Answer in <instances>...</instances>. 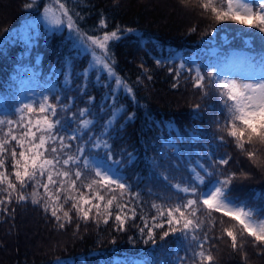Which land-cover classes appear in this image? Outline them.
<instances>
[{"label": "trees", "instance_id": "obj_1", "mask_svg": "<svg viewBox=\"0 0 264 264\" xmlns=\"http://www.w3.org/2000/svg\"><path fill=\"white\" fill-rule=\"evenodd\" d=\"M31 2L0 0V119L17 118V109L25 104L21 82L32 74L40 86L55 88L49 99L57 103L56 118L67 133L78 127L82 119L79 110L90 109L86 118L94 121V127L84 134V140L105 131L115 98V106L123 107L124 117L110 130L112 158L108 159L103 150L93 151L92 155L109 165L120 161L114 166L130 186L131 196L126 194L125 200L131 201L129 207L135 208L136 215L126 220L121 231L114 219L115 208L107 224L97 223L94 218L85 223L77 220L73 212L72 222L58 229L50 212L31 203L29 185L24 190L29 196L27 201L17 202L14 195L10 204L0 205V209H7L0 210V264H193L196 241L185 240L180 233L161 240L165 226L155 229L153 244L140 231L144 228L147 232L145 221L149 227L153 223L152 217L157 215L154 203L170 204L177 202L178 196L184 197L163 176H170L172 184L190 181L189 165L205 175L199 167L205 164L217 174L212 180L235 173L233 195L249 207L264 208V168L254 166L231 138L218 131L219 123L227 116L219 96L214 91L204 96L191 83L196 67L207 76L214 67H221L222 59L231 50H247L255 61H260L264 57V33L231 21L216 23L203 14L197 0H61L86 35L101 37L119 30L118 39L108 43V49L114 57L112 65L131 87L133 96L116 91L114 79L90 67L91 56L76 45L67 29L51 31L38 23L22 32L24 21L45 5V0H34L31 8L26 7ZM101 20L106 27L100 26ZM181 63L185 65L183 69ZM176 83L179 86L173 87ZM65 104H69V110L61 111ZM132 113L134 118L128 120ZM221 135L227 143L221 144ZM81 142H70L71 151ZM169 142L177 146L179 156L164 149L168 156L164 159L161 151ZM257 148L264 159V146ZM210 156H230L231 160L227 166L212 167ZM6 167L10 173V157ZM205 181L199 186L201 190L208 186L207 175ZM5 195L0 193V199ZM213 215L217 224L208 233L205 245L215 258L213 264H264V246L254 247L251 237L246 236L243 249L235 251L227 236L222 240L214 238L221 235V226L220 214ZM207 230L206 224L204 231ZM199 236L202 242L203 231Z\"/></svg>", "mask_w": 264, "mask_h": 264}, {"label": "snow or ice", "instance_id": "obj_2", "mask_svg": "<svg viewBox=\"0 0 264 264\" xmlns=\"http://www.w3.org/2000/svg\"><path fill=\"white\" fill-rule=\"evenodd\" d=\"M182 2L190 3L191 0ZM33 3L34 0L26 7L31 8ZM57 3L60 14H55L48 7L44 9L45 18H50L53 25L59 26L63 23L61 17H66L69 31L75 32L81 43L87 44L91 49L93 60L90 67L101 66L110 77L115 78L118 88H123L126 93L134 96L131 87L116 76L112 68L115 61L109 53L108 42L118 39L119 30L105 33L102 37L86 36L76 26L65 3L61 0H57ZM197 6L216 23L231 21L264 33V0H197ZM100 26L106 27L103 20ZM97 49L100 50L99 55ZM250 61L251 58L234 60L237 67L231 74L226 73L224 68L214 67L206 76L196 67L191 83L204 96L209 91H214L219 96L222 112H226L227 116L219 123L218 131L231 138L235 147L254 166L264 168V159H261L260 150L257 148V145L264 146V57L258 61L261 70H241L240 66L245 63L251 67ZM184 67L181 63L180 68ZM87 71L85 69V76ZM191 71L190 68L189 72ZM179 76L180 72L177 71V81ZM178 86V83L173 84V87ZM60 110L68 111L69 104L62 105ZM17 113L16 119H0V193L6 194L0 199V205L10 204L14 195L17 202L27 201L29 196L24 194V190L31 185V203L40 205L45 213L50 212L58 229H64L66 224L72 222L73 212L77 220L85 223L94 218L97 223L107 224L113 217L115 208L114 219L118 222L119 230H124L126 220L135 218L136 210L129 207L130 200H125V195L131 196V193L130 186L124 182L114 166L119 165L120 161L114 160L112 165L102 164L92 155L93 151L103 150L108 159L112 158L110 130L124 117V109L122 106H115V98L111 115L104 125L105 131L95 137L88 135L87 140H84V134L94 127V121L86 118L90 115L89 108L79 110V117L82 119L78 120V127L70 134L56 118L57 103H52L48 96H42L38 104H23L17 109ZM134 115L128 114L127 119L132 120ZM218 139L221 144L227 143L224 135ZM75 141L82 142L76 145L75 151H71L73 144L70 142ZM164 149L176 152L179 156L174 143L169 142L162 148L161 156L167 159V151ZM9 157L12 168L10 173L6 167V159ZM128 157L131 162L130 153ZM210 159L212 167L227 166L231 157L213 159L210 156ZM153 163L156 164V161ZM188 167L192 173L190 181L172 184L170 176H163L164 181L171 184L177 193H183L184 197L178 196L175 203H154L152 207L156 209L157 215L152 217L153 223L150 227L145 221L147 232L141 228V234L155 244V229H164L167 226L161 240L180 233L183 239L197 242L198 250L193 252V264H213L215 258L205 245L209 240L208 233L217 224V217L213 214L219 213L221 235L214 238L222 240L227 236L234 251L237 248L243 249L246 236L252 238L254 247L264 246V208L249 207L245 201L233 195L232 184L237 179L236 174L224 175L223 179L217 176L212 180L217 174L200 163L199 167L209 178L207 188L201 190L199 186L206 183L205 175H201L191 165ZM241 176L248 178L244 173ZM135 198H139L138 193ZM66 205L69 207L66 208ZM0 210L7 211L6 208ZM225 217L228 218L227 221ZM206 224L208 230L204 231ZM201 231L202 242L199 236Z\"/></svg>", "mask_w": 264, "mask_h": 264}, {"label": "rangeland", "instance_id": "obj_3", "mask_svg": "<svg viewBox=\"0 0 264 264\" xmlns=\"http://www.w3.org/2000/svg\"><path fill=\"white\" fill-rule=\"evenodd\" d=\"M48 7H51L55 14H57V15L60 14L59 13V4L57 3V0H45L44 7H42V9L39 12L32 14V16H30L29 18H27L24 21V24H22L20 27L21 31L26 33L29 25L34 26L38 23L43 24L44 27L48 28L51 31L61 32V31H64L65 29H67L69 35L71 37L75 38L76 45H78L82 49L83 52L88 53L93 60V57L91 54V49L88 48L87 44L81 43V41H80L79 37L76 35V33L70 32L69 29L67 28V18L66 17H61L63 20V23L59 26L53 25L51 23L50 18L49 19L45 18L44 9L48 8ZM49 15L51 16V14H49ZM112 40H110L108 43H110ZM215 50H216L215 48L212 49L213 52H215ZM96 52H97V55L100 54L99 49H97ZM241 58L247 59V58H252V57L248 52H245L242 49L241 50L240 49L231 50L229 53H227V57L223 60L222 66L220 68H224L226 73L231 74L232 70L237 67V65L235 63H233V61L236 59H241ZM250 63L252 65L251 67H249L248 63L241 65L240 66L241 70L252 71V72L261 70L260 64L255 63L252 59H251ZM95 67H97L101 71L107 73V71L104 70L101 66L97 65ZM112 68H113L114 72L116 73V76L119 77V75L117 74L113 65H112ZM107 75H108V73H107ZM109 78L115 80L114 77L109 76ZM233 78H236V77L233 76ZM114 88L116 91L122 90L125 92V90L123 88H118L116 84H115ZM54 90H55L54 87H42V86H40L37 78L33 74L29 75L28 77L23 79V81L21 82V98L25 101V103H37L38 104V102L41 100L42 96L50 97L51 92H54ZM97 161L102 163V164H108L107 162H105L102 159H97ZM151 225L152 224H150V226ZM138 264H145V263L139 261Z\"/></svg>", "mask_w": 264, "mask_h": 264}]
</instances>
